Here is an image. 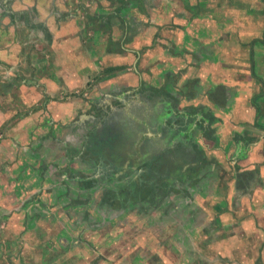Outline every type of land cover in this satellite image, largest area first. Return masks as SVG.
<instances>
[{
    "label": "crops",
    "instance_id": "0c3cea01",
    "mask_svg": "<svg viewBox=\"0 0 264 264\" xmlns=\"http://www.w3.org/2000/svg\"><path fill=\"white\" fill-rule=\"evenodd\" d=\"M0 129V264L76 258L86 180L160 214L161 263L264 264V0H0Z\"/></svg>",
    "mask_w": 264,
    "mask_h": 264
},
{
    "label": "rangeland",
    "instance_id": "374dc122",
    "mask_svg": "<svg viewBox=\"0 0 264 264\" xmlns=\"http://www.w3.org/2000/svg\"><path fill=\"white\" fill-rule=\"evenodd\" d=\"M184 56L187 57L188 54H185ZM245 58L248 60L251 59V52L246 53ZM188 88L191 89L192 86L191 87L188 86ZM22 112L23 111H20L19 113H22ZM145 113L146 112L144 111L142 115ZM14 119L15 118H9L8 121L9 120L13 121ZM136 122L134 121V119L131 120L130 128L129 129L126 128L124 132V135H126V138H127V144H124V147H126V149L129 148V153L130 151H133L135 149L138 139L135 141L134 139L137 138L141 130L140 126L137 125ZM7 134H8L7 130L0 129V140L4 139ZM128 137H132L133 139H129ZM156 139H157L156 146L152 142L150 143H151V146H154V149L156 148L155 150H159V145H158L159 137ZM176 146L177 145H174L172 146V148H169L168 157L174 158V159L176 158L177 160V156L179 157L181 149L180 148L176 149L177 148ZM120 158H122V154L120 155L119 159ZM169 168L170 167H167L166 169L164 168V165L160 158L159 159V171L160 172L159 171L154 172L153 176L159 177L160 175L165 174L164 173L165 170H168ZM127 183H128L127 181L123 182V186H124L123 189H121V191H119L118 194L114 196L107 194L109 191L112 190L111 188L102 189L101 188L102 186L100 184L96 185L95 181H92L91 186L87 187L88 190H92V193L94 192L96 193V194L94 193L95 196L91 194L88 198H86V202L87 201L90 202L89 206L88 204H86L87 206H84L83 210L84 209L86 210L82 211V214H80V212L78 211H74V213H69L71 222H73L74 224L76 220H80L81 223L83 224V227L81 229L82 231L80 232L76 231L77 233L75 235V237L82 240L81 247H79L80 243L79 245L77 244L74 246H69L70 249L71 248L77 249L80 251V253L78 255H75L77 256L76 258L67 257L68 260L67 259L66 260L68 264H80V263L83 264L82 261L85 258L89 259L88 264H100L102 263V261H104L105 264H112L115 261H117L116 264H128L127 254L129 250H132V252L130 251V254H131L130 259L132 258V256H134V254H136L139 257L140 255H143L142 257H140L142 258L141 264H164V263L159 262V260H157V255H155L157 253V249H155L156 246H154V248L151 246H147L148 250L145 251V248L140 244V242L144 241V237H145L144 229H143L146 223L145 220L151 219L152 222L158 221L159 216H160L159 213H155V214L150 213V212L144 213L143 210H140L143 212L139 213L140 215L137 216V219H134V221L132 220L129 225H128V222L125 223L122 220H118V219L114 221L113 223L111 222L113 220L111 219L110 216L112 215L113 212L116 211L115 206L117 205L126 206L128 205L129 201L131 202V199H130L131 197H129L130 193L127 192L128 190L126 189L128 188ZM133 183L134 182H131V186ZM160 191L157 190L158 193H160ZM153 193L155 192L153 191ZM72 200H76V196H74ZM96 203L107 206V207H104L105 217L103 215L101 216L100 214L96 213L93 210L95 209L94 205ZM145 208H149V206L148 205L143 206L141 209H145ZM135 210H137V208ZM133 215L134 214H131V218L133 217ZM127 216H130V215H127ZM156 224L157 222L156 223L153 222L152 223L153 228H149V230L147 231V237L153 239L155 242L159 239L161 235L159 228H155ZM11 227L12 225L10 224L2 223V226L0 225V231L2 232V235L4 233L11 232ZM134 239H136L135 242H134ZM17 240L18 241L20 240V243H23V239L18 238ZM133 244L135 245V247L133 246ZM168 247H172V245ZM18 248L19 247L15 245V248L11 250L15 252V249L18 250ZM41 248H42L43 253H46V251L48 250L47 249L48 245H47V248L45 247H41ZM2 252H4V250ZM163 259L165 261L167 258L163 257ZM27 262L29 264L33 263V261H30V260H28ZM27 262L25 263L28 264ZM45 263H48V261L46 260Z\"/></svg>",
    "mask_w": 264,
    "mask_h": 264
},
{
    "label": "trees",
    "instance_id": "16d2710c",
    "mask_svg": "<svg viewBox=\"0 0 264 264\" xmlns=\"http://www.w3.org/2000/svg\"><path fill=\"white\" fill-rule=\"evenodd\" d=\"M169 103H171L175 108H176V103L177 102H175V100L173 99V101H169ZM188 108H191V111H193L194 113H195V115H197V111H198V108H199V105H196V106H190V107H188ZM188 108H186V109H188ZM200 108H204V106L203 105H200ZM185 109V110H186ZM193 112H191V113H186V112H184L181 116H178V117H175L172 121H170L169 120V127H170V124H173V123H179V124H181V125H184V124H186L189 120H190V117H189V115L190 114H192ZM169 114H170V112H169ZM198 114H200V118H198L197 120H202V121H205V122H207L206 124H205V127L206 128H208L209 127V121L212 119V118H214L213 116H210V115H208V117L206 116V114L204 113V111H199L198 112ZM171 115H173V116H176V114L174 115V113L173 114H171ZM172 117V116H171ZM173 118V117H172ZM215 119V118H214ZM197 124H200V121H199V123H198V121H197ZM205 128V129H206ZM172 131V130H171ZM170 131V132H171ZM170 133H168V138H170ZM182 146V145H181ZM181 149V148H180ZM182 150V149H181ZM84 182H86V185H88V187L89 186H91V184H92V181L91 180H86V181H84ZM141 184H142V182L141 181H137V184H136V182H135V191L137 190V189H139L140 187H141ZM164 188V190H166V191H168L169 192V190H170V187H168V186H164V187H157V189L158 190H162ZM104 207H107L106 205H104ZM125 214H127V215H130V216H127V215H125ZM133 214V213H132ZM138 215H140L139 213H137L136 214V218L135 219H137V216ZM134 216V215H133ZM111 217V219L112 218H114V219H118V220H122L123 222H125V223H127V222H131L132 221V219H130L131 218V214H129L128 212H124V214H122V213H117L116 211L115 212H113L112 213V215L110 216Z\"/></svg>",
    "mask_w": 264,
    "mask_h": 264
}]
</instances>
